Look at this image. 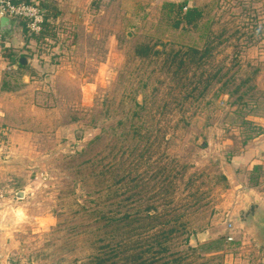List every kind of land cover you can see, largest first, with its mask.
<instances>
[{"label": "rangeland", "instance_id": "1", "mask_svg": "<svg viewBox=\"0 0 264 264\" xmlns=\"http://www.w3.org/2000/svg\"><path fill=\"white\" fill-rule=\"evenodd\" d=\"M187 1L192 24L177 0H95L92 30L47 21L15 52L34 65L13 58L4 79L0 264H87L136 242L150 264H264L225 175L264 119V0Z\"/></svg>", "mask_w": 264, "mask_h": 264}, {"label": "crops", "instance_id": "2", "mask_svg": "<svg viewBox=\"0 0 264 264\" xmlns=\"http://www.w3.org/2000/svg\"><path fill=\"white\" fill-rule=\"evenodd\" d=\"M27 1V0H17ZM38 2L47 9L49 21L54 23L57 30L66 31L70 37H77V32L92 30L93 26L88 23L92 14L95 0H29ZM13 24L10 30L3 34V42H0V111L7 108L10 91L4 85L8 70L19 69L13 58H18L20 54L15 52L24 47L35 48L36 36L28 31L26 21L22 19H12ZM71 48L75 44L70 45ZM8 52V53H7ZM7 53V54H4ZM34 65V60L31 62ZM24 81H27L26 75ZM12 92V91H11ZM261 127L258 133L248 140L242 150L235 154L232 166L225 173L230 183H234V189L230 190L233 202L237 203L232 214L240 222V228L253 226L258 239L257 222H264V119L259 122ZM236 212V213H235ZM233 221V222H234ZM235 224V223H234ZM239 234L247 233L239 229Z\"/></svg>", "mask_w": 264, "mask_h": 264}, {"label": "trees", "instance_id": "3", "mask_svg": "<svg viewBox=\"0 0 264 264\" xmlns=\"http://www.w3.org/2000/svg\"><path fill=\"white\" fill-rule=\"evenodd\" d=\"M29 1V0H27ZM179 1V4H177L176 6L179 7V14L181 16V20H178V24L179 21L184 22L186 24H192L196 21H199L202 17H203V11L202 9H200L197 6H192L191 3H189V1L187 0H177ZM183 7H187V10L183 11ZM46 9V8H45ZM47 12V9H46ZM47 21H49V13L47 12V17H46V22L44 24V32H42V35H44V33H46L49 29H50V24H47ZM49 28V29H47ZM47 30V31H46ZM46 31V32H45ZM210 44H207L203 50L198 49V48H193L190 47L188 48L187 52L183 54H181V52H178L176 55H174L172 58H168V61H170L171 63H176V61L178 60L182 65L185 62V54L188 55V57H201L203 58L207 52L210 51ZM184 61V62H183ZM19 67H22L21 65H19ZM150 207H147L146 210H149ZM130 214L127 213V216H129ZM127 240L126 239H121L119 240V242L116 245L119 246H126L127 243L125 242ZM129 241V240H128ZM137 243L140 242H136V245L132 246V251H131V247L122 250L121 252L116 251V252H112V253H103V254H96L94 256L91 257L90 261L87 264H150L149 262V258H147V253H150L152 251V246H149V248L145 249V250H139L138 248H141V245H138ZM214 244V242H211L207 245V248L211 249L212 245ZM114 254V255H113ZM109 255V256H108ZM112 257H118L119 262L117 263V261L114 260V258ZM111 261V262H110ZM166 264V263H164Z\"/></svg>", "mask_w": 264, "mask_h": 264}, {"label": "built area", "instance_id": "4", "mask_svg": "<svg viewBox=\"0 0 264 264\" xmlns=\"http://www.w3.org/2000/svg\"><path fill=\"white\" fill-rule=\"evenodd\" d=\"M4 16L12 19L25 20L28 31L31 34H41L44 30L47 12L46 9L38 2L0 0V18ZM2 39L3 33L0 32V41ZM234 229L235 224L232 221H229V235L227 236L228 241H232L234 239L233 234H231Z\"/></svg>", "mask_w": 264, "mask_h": 264}, {"label": "water", "instance_id": "5", "mask_svg": "<svg viewBox=\"0 0 264 264\" xmlns=\"http://www.w3.org/2000/svg\"><path fill=\"white\" fill-rule=\"evenodd\" d=\"M13 20L10 17L4 16L0 18V32L6 34L7 30L12 28ZM29 62V57L26 55L20 56L18 64L21 66L27 65ZM255 226L258 227V233L262 240V245H264V222H257Z\"/></svg>", "mask_w": 264, "mask_h": 264}]
</instances>
